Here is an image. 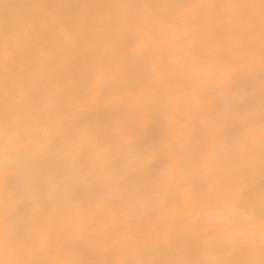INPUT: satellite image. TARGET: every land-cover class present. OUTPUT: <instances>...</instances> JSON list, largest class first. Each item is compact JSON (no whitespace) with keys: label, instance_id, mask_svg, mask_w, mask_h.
I'll list each match as a JSON object with an SVG mask.
<instances>
[{"label":"bare ground","instance_id":"bare-ground-1","mask_svg":"<svg viewBox=\"0 0 264 264\" xmlns=\"http://www.w3.org/2000/svg\"><path fill=\"white\" fill-rule=\"evenodd\" d=\"M0 264H264L262 0H0Z\"/></svg>","mask_w":264,"mask_h":264},{"label":"snow or ice","instance_id":"snow-or-ice-1","mask_svg":"<svg viewBox=\"0 0 264 264\" xmlns=\"http://www.w3.org/2000/svg\"><path fill=\"white\" fill-rule=\"evenodd\" d=\"M262 4H264V0H262Z\"/></svg>","mask_w":264,"mask_h":264}]
</instances>
